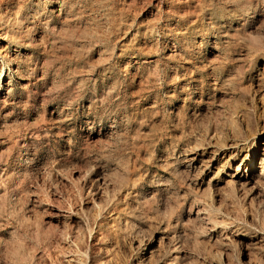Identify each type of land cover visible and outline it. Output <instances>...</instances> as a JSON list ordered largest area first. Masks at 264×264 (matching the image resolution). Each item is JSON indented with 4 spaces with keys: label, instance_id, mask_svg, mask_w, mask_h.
Returning a JSON list of instances; mask_svg holds the SVG:
<instances>
[{
    "label": "rangeland",
    "instance_id": "1",
    "mask_svg": "<svg viewBox=\"0 0 264 264\" xmlns=\"http://www.w3.org/2000/svg\"><path fill=\"white\" fill-rule=\"evenodd\" d=\"M263 159L264 0H0V264H264Z\"/></svg>",
    "mask_w": 264,
    "mask_h": 264
},
{
    "label": "bare ground",
    "instance_id": "2",
    "mask_svg": "<svg viewBox=\"0 0 264 264\" xmlns=\"http://www.w3.org/2000/svg\"><path fill=\"white\" fill-rule=\"evenodd\" d=\"M254 155H252L250 158H249V160H248V164L250 165L252 162H254V168H258V165L257 164H259V162H257V160H253L254 159ZM248 159V158H247ZM264 160V159H263ZM261 162H263V161H261ZM257 166V167H256ZM250 168V167H249ZM249 168H246V170H245V172H247V171H249ZM263 173H264V171H260L259 172V175H263ZM256 174V173H255ZM189 175V174H188ZM233 176V175H232ZM256 179V178H255ZM252 180V179H251ZM254 180V179H253ZM248 181V180H247ZM235 182V181H234ZM240 183V182H239ZM238 183V184H239ZM243 184V183H242ZM249 184V183H248ZM250 185H251V183H250ZM254 185V184H253ZM239 186V185H238ZM189 211V210H188ZM197 213V212H196ZM205 216V215H204ZM195 219H197V218H195ZM202 219V218H201ZM208 227V226H207ZM218 234V233H217ZM160 258V257H159ZM157 259V258H156ZM226 264V263H225Z\"/></svg>",
    "mask_w": 264,
    "mask_h": 264
}]
</instances>
